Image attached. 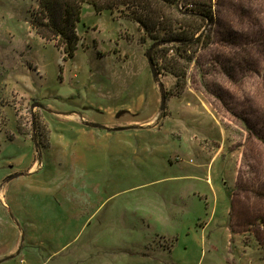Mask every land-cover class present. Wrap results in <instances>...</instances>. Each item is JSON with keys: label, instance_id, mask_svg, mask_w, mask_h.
<instances>
[{"label": "rangeland", "instance_id": "1", "mask_svg": "<svg viewBox=\"0 0 264 264\" xmlns=\"http://www.w3.org/2000/svg\"><path fill=\"white\" fill-rule=\"evenodd\" d=\"M212 2L189 66L153 53L177 88L117 12L64 59L0 0V264H264V0Z\"/></svg>", "mask_w": 264, "mask_h": 264}, {"label": "trees", "instance_id": "2", "mask_svg": "<svg viewBox=\"0 0 264 264\" xmlns=\"http://www.w3.org/2000/svg\"><path fill=\"white\" fill-rule=\"evenodd\" d=\"M212 1L37 0L36 7L31 11L32 26L41 39L53 42L65 59L73 57L77 49L79 37L75 26L84 4L91 5L97 13L103 10L117 12L120 17L135 23L152 40L147 55L153 61L155 81L162 70V75L167 73L176 78L175 86L179 88L185 76L184 70L168 71L164 67L159 70L153 53L158 47L169 46L167 49L174 53L176 60L183 59L184 68L189 66L193 62V53L189 51L199 45L206 48L211 42ZM160 92L166 97L167 92Z\"/></svg>", "mask_w": 264, "mask_h": 264}, {"label": "crops", "instance_id": "3", "mask_svg": "<svg viewBox=\"0 0 264 264\" xmlns=\"http://www.w3.org/2000/svg\"><path fill=\"white\" fill-rule=\"evenodd\" d=\"M151 122H152V121L147 122L146 125L151 126ZM214 159L217 160V156H216V155H215V157H212V158L210 159V161H212V160H214ZM36 169H37V165L34 164V165L30 166L26 171L20 172V173H18L17 175H21V176H27V175H30V176H32V175H34V174L36 173ZM15 176H16V175H15ZM207 181H208V179H207ZM3 199H4V197H2V200H3ZM230 210H231V206H230L229 209L227 210V216H228L229 218H230V216H231ZM4 256H6V254H3V255H2V257H4ZM2 257H0V258H2ZM5 258H6V257H5ZM5 258H2L1 260H4Z\"/></svg>", "mask_w": 264, "mask_h": 264}, {"label": "water", "instance_id": "4", "mask_svg": "<svg viewBox=\"0 0 264 264\" xmlns=\"http://www.w3.org/2000/svg\"><path fill=\"white\" fill-rule=\"evenodd\" d=\"M147 58H148L149 66L151 67L152 72L154 74L152 61L149 59V56ZM164 106H165V97L163 96L162 97V105H161V108L164 109Z\"/></svg>", "mask_w": 264, "mask_h": 264}]
</instances>
